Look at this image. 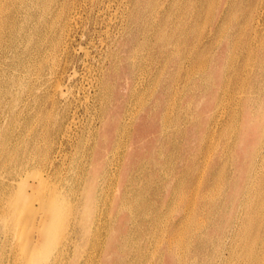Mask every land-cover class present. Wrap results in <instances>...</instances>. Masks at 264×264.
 I'll list each match as a JSON object with an SVG mask.
<instances>
[{
    "label": "rangeland",
    "instance_id": "374dc122",
    "mask_svg": "<svg viewBox=\"0 0 264 264\" xmlns=\"http://www.w3.org/2000/svg\"><path fill=\"white\" fill-rule=\"evenodd\" d=\"M14 1L0 0V12H2L0 13L2 15L0 16V38H2L0 39V182L8 183L12 175L17 180H21L23 177L27 186L30 184L37 185L39 180L43 181V178H45L44 181L48 180L46 182L48 185L43 181L47 186L39 181L40 184L44 185L43 188L42 185L38 186L39 183L37 185L39 188L35 185L34 190L33 187L27 188L25 186L26 194L32 195L27 194L30 198L32 197L31 200H35L34 203H31H33L35 210L38 207L36 211L41 212L40 214L46 213L39 210V207L45 210L40 202L42 197L44 195L49 196V194L60 196L66 185L70 194L62 195L61 198L64 202L62 203L68 209L62 205L63 208L67 211L70 210L68 212L70 218L75 214V210L78 209L80 212L85 210L87 190L91 189L93 185L98 186V206L96 204L92 209L86 228H82L81 235L77 240V247L73 246L71 249L72 253H78L80 261H83L80 264H86V261L87 264H102V259L105 262L109 260V264H117L121 256H124L123 251L114 249L107 250V253L106 250L100 252L102 251L100 244L105 243L107 245L115 238L122 246L124 243L127 244L129 249L136 247L144 249V254L138 264H162L160 262L161 254L168 247L182 254L185 259V263L182 264H187L191 259H196L195 264H237L239 259L235 248H237L236 242L238 240H236L235 235L240 230L241 197L237 194L239 197L229 198V194L236 190L239 192L241 189L244 190V187L250 183L252 176L255 178L264 176V6L260 9L262 14L260 20L252 21L257 32H253L254 27L250 21L249 23L243 21L248 27L246 34L252 35L250 48H246L242 43V39L244 41L248 37L245 35V31L242 34L235 31V35L228 39L226 32L215 30L218 24L217 19L220 17L219 10H215L214 14L219 13V17H213V21H211L208 11H203L199 19L192 16V21L188 22L190 24L185 22L181 24V28L183 25L185 30H178L174 36V38H181L178 42L181 49H172V45L169 44L170 49H167L169 50L167 54L163 49L157 48L161 42L157 35L160 29L159 13L155 11L152 22H148L149 30L143 31L140 29V26L144 24L143 19L136 21L131 18V13H134L138 7H135L133 0H67L65 10L62 8L64 0ZM242 1L244 0H238V3L240 4ZM157 2L159 4H155L156 10L162 9L160 0ZM215 2L216 0H213L207 4L205 1L204 7L210 8L209 6H214ZM197 5H201L200 0H197ZM177 9L178 6H175L176 11ZM240 9L238 7L231 13L230 17L240 15L239 19H243L245 15L242 17ZM246 13H249V10ZM174 18L173 24L178 25L180 21L176 16ZM224 24L226 25V21ZM170 25L172 26V23ZM190 27L192 29L191 37L186 39L185 31L189 30ZM230 39L239 40L238 47L228 49L227 42ZM192 40L194 43L198 42L200 48L206 46L205 49H190ZM218 56L221 57V60L216 63L215 58ZM199 63H205L206 68L200 69ZM51 67H53L52 70ZM216 67L218 69L213 75L212 72ZM170 75L173 76L171 80H169ZM165 87L168 88L169 94L164 97L166 106L162 108L161 112L166 116L162 115L159 122L161 127L165 126L167 136H171L177 142L178 147L167 148L165 153L167 156L169 154L171 156L169 159L167 158L168 160H162L159 163L157 159L161 158L160 139H155L159 135V130L147 131L144 139L136 144L139 145L137 147H140L139 150L144 155L143 164L150 176L148 174V177H140L134 183L132 182L131 184L136 185L138 190L129 193L122 200L123 197H120L121 189H123V182L125 181L121 179V168L124 163V153L127 151V147L128 149L132 148V144H128L127 141V145H125V141V146L120 148H116L115 144L108 148L102 146L105 150L106 162H103V165L102 163L98 164L101 174L95 181L88 174L93 167V159L91 158L93 151L95 147H98L99 141L102 142L100 132L105 117L110 118L114 104L125 102L124 109H121L123 115L134 114L133 121H147L149 112H153V104ZM151 90L154 91L151 92ZM100 93H103V99L100 97ZM247 98H250V101L247 102ZM212 99H214V103L211 107L205 108L207 100ZM178 126L181 127L180 133L178 128H175ZM92 130L96 135L95 138L91 135ZM245 130L249 140L247 146L244 145L243 148H246L248 152L247 156L240 157L238 156L239 150H237L238 143ZM26 136L29 137L26 138ZM56 136L57 138L59 136V139ZM88 137L89 143H86ZM22 139L24 140L22 141ZM85 143L86 145H84ZM30 148L33 151L31 156L28 154ZM2 151L4 152L2 153ZM43 152L48 155H43ZM180 153L185 155L186 159H189L190 154L195 156V167L192 168L193 166L188 160L182 161L180 157L178 158ZM54 159L58 161L56 162ZM187 166L192 168L190 170L195 173L194 177L188 171H183L189 168H186ZM72 173L74 174L72 175ZM32 174L33 176H30ZM42 175L43 178L40 179ZM33 177L38 178L34 179ZM17 180L14 181L16 188L19 187ZM49 184L51 189H49ZM75 186L79 189H76ZM45 187L48 188L44 189ZM104 187L105 190L107 189L106 191L110 190L108 192L111 195H105ZM41 188L45 191L41 192L44 195L39 192V189L42 190ZM71 188L75 190L70 191ZM55 189L57 190L55 191ZM38 193L41 197H38ZM6 195L8 193L4 195L0 191V264H18L19 262V264H34L22 260L24 256L21 248L25 241L30 242L33 239L32 236L36 233L35 219L39 214L34 211L35 216L33 217L29 213L31 219L27 213H24L25 216L27 214L26 219L28 221L25 220L23 223L24 220H22L21 224L27 226V222L31 219L30 222L33 220L32 223L35 226L29 222L30 228L29 226L25 227L28 228L27 234L26 232L22 234L21 230L24 227L22 225L21 227L15 215H12V209L8 200L6 201ZM36 197L41 198L39 202ZM109 200L111 201L109 202ZM77 201L78 203H76ZM209 201L218 202L219 208L213 210L212 206L204 204ZM121 204L122 210L120 211L118 205ZM223 209L226 217L219 222V231H215L212 227L213 217L217 212L218 214L222 213ZM130 213L133 217L124 222V228H120L119 217ZM25 216L22 219H25ZM16 221L17 224H15ZM20 228L23 229L20 230ZM32 230H34L33 233ZM106 230L108 233L104 234L107 232ZM208 231L213 239H194L197 232ZM253 232L255 235L260 233L263 235L262 241L259 240L257 246V250L263 257L264 229ZM19 233L21 234L19 235ZM61 239L63 240L64 237ZM62 240L61 242H63ZM261 259L259 260L257 257L255 263L264 264V260L261 261Z\"/></svg>",
    "mask_w": 264,
    "mask_h": 264
},
{
    "label": "bare ground",
    "instance_id": "6f19581e",
    "mask_svg": "<svg viewBox=\"0 0 264 264\" xmlns=\"http://www.w3.org/2000/svg\"><path fill=\"white\" fill-rule=\"evenodd\" d=\"M16 1V0H15ZM14 1V2H15ZM114 1V0H113ZM124 1V0H123ZM134 3H135V7L136 10H134L135 12L134 13H131L132 16L131 18L133 20H141L143 19V22L144 24L142 26H140V29H142L143 31H148L149 30V27H148V22H152V16H154L155 14V11H157L159 13H157V15L159 16L158 17V23H159V32H158V36L161 40V42L157 45V48L158 49H163V51L165 53L168 54L169 50L167 49H170L169 47V44L172 45V49H181L179 48V40H181V38H174V36H176V32L180 29H184L185 30V27L182 25V28H181V24H184V22L187 24L189 21H192V16H196V19H199L202 14H203V11L207 12L208 11V14L211 18V21H213V17H219V19H217V26L215 28V30H220V31H224L226 32L227 34V37L228 39L231 38L232 36L235 35V31H237V33H243L245 31V35L248 36L246 39H242V43H243V46H245L246 48H250L251 45H252V40H251V34L248 33L246 34V30H247V24H244L243 21H249L251 22V25L252 27H254V30L253 32H257V30H255V26L253 25L254 22H252L253 20L255 21H259L260 18H261V8L264 6V0H244L242 1L240 4L238 3V0H216L215 2V5L213 6H209L210 8H205L204 7V4H205V1H207V4H209V2L211 3L213 0H200V3L201 5H197V0H160L161 2V5H162V9L160 10H156L157 7H155V4H159V2H157V0H133ZM23 2V1H22ZM26 2V1H25ZM71 2V1H70ZM112 2V1H111ZM110 2V3H111ZM7 3V2H6ZM63 10H65L66 6H67V0H64L63 2ZM76 3V2H75ZM84 3V2H83ZM91 3V2H90ZM99 3V2H98ZM97 3V4H98ZM52 4V3H51ZM60 4V3H59ZM77 4V3H76ZM108 4V3H107ZM119 4V3H118ZM16 5V4H15ZM72 5V4H71ZM80 5V4H79ZM125 5V4H124ZM123 5V6H124ZM23 6V4H22ZM100 6V5H99ZM175 6H178V9L177 11L175 10ZM76 7V6H75ZM110 7V6H109ZM241 8L240 11L242 13V17L244 16L243 19H239V16H231V13L233 11H235L237 8ZM19 8V6H18ZM28 8V7H27ZM26 8V9H27ZM81 8V6H80ZM97 8V7H96ZM105 8V7H104ZM212 8V9H211ZM42 9V8H41ZM47 9V8H46ZM75 9V8H74ZM106 9V8H105ZM110 9V8H109ZM112 9V8H111ZM119 9V8H118ZM210 9H211V12H210ZM43 10V9H42ZM215 10H219L220 12V15L219 13L217 14H214ZM249 10V13H246V11ZM27 11V10H26ZM25 11V12H26ZM67 11V10H66ZM80 11V9H79ZM122 11V10H121ZM129 11V10H128ZM10 12V11H9ZM42 12V11H41ZM70 12V10H69ZM73 12V11H72ZM84 12V11H83ZM97 12V11H96ZM104 12V11H103ZM127 12V10H126ZM2 13V12H0ZM62 13V12H61ZM76 13V12H75ZM102 13V12H101ZM240 13V14H241ZM246 13V14H245ZM42 14V13H41ZM58 14V13H57ZM100 14V13H99ZM124 14V13H123ZM45 15V14H44ZM53 15V14H52ZM55 15V14H54ZM59 15V14H58ZM76 15V14H75ZM98 15V14H97ZM101 15V14H100ZM219 15V16H218ZM2 16V15H0ZM38 16H39V13H38ZM60 16V15H59ZM74 16V14H73ZM77 16V15H76ZM83 16V15H82ZM108 16V15H107ZM123 16V15H122ZM174 16H176V18L178 19V21H180V23L177 25V24H173V18ZM29 17V16H28ZM37 17V16H36ZM106 17V16H105ZM118 17V16H117ZM120 17V16H119ZM124 17V16H123ZM60 18V17H59ZM70 18V17H69ZM98 18V17H97ZM103 18V17H102ZM126 18V17H125ZM205 18V16H204ZM36 19V18H35ZM52 19V18H51ZM175 19V18H174ZM37 20V19H36ZM53 20V19H52ZM56 20V18H55ZM60 20V19H59ZM118 20V19H117ZM127 20V19H126ZM49 21V20H48ZM54 21V20H53ZM57 21V20H56ZM55 21V22H56ZM65 21V20H64ZM187 21V22H186ZM226 21V25L224 24ZM264 21V20H263ZM38 22V21H37ZM40 22V21H39ZM118 22V21H117ZM182 22V23H181ZM53 23V22H51ZM66 23V22H65ZM170 23H172V26L170 25ZM50 24V22H49ZM55 24V23H54ZM71 24V23H70ZM190 24V23H188ZM261 23H259L260 25ZM264 24V23H263ZM4 25V24H2ZM47 25V24H46ZM55 26V25H54ZM67 27V25H65ZM72 26V25H71ZM262 26V25H260ZM1 27V26H0ZM36 27V26H35ZM48 27V25H47ZM51 27V26H50ZM49 27V28H50ZM69 27V26H68ZM96 27V26H95ZM108 28V27H107ZM263 28V26H262ZM261 28V30H262ZM2 29V28H1ZM51 29V28H50ZM117 29V28H116ZM62 30V29H60ZM69 30V29H68ZM172 30V31H171ZM30 31V30H29ZM54 31V30H53ZM197 31V29H196ZM60 32V31H59ZM62 32V31H61ZM118 32V31H117ZM121 32V31H120ZM186 32V35H185V38L187 39L189 36L191 37V32H192V29L190 27L189 30L185 31ZM48 33V32H47ZM51 33V32H50ZM197 33V36H198V31L196 32ZM65 34V33H64ZM69 34V33H68ZM221 34V33H220ZM239 34V36L241 35ZM55 35V34H54ZM47 36V35H46ZM58 36V35H57ZM242 36V35H241ZM2 39V38H0ZM10 39V38H9ZM219 39V38H218ZM259 39V38H258ZM57 40V39H56ZM208 40V39H206ZM199 41V39H198ZM31 42V41H30ZM42 42V41H41ZM254 42V41H253ZM190 49H205L204 48H200V46H198V42L197 43H194L193 40L190 42ZM257 43V42H256ZM255 43V44H256ZM188 44V43H186ZM52 45V44H51ZM150 45V44H149ZM239 45V40H233V39H230L229 42H227V47L228 49H233V47H238ZM55 47V46H54ZM53 47V49H54ZM57 47V46H56ZM264 47V45H263ZM1 48H2V45H1ZM59 48V47H58ZM51 50V48H50ZM67 50V49H66ZM55 51V49H54ZM189 51V50H188ZM45 52V51H44ZM66 52V51H65ZM37 53V52H35ZM53 53V52H52ZM134 53H136V51H134ZM144 53V52H143ZM30 54V53H29ZM39 54V53H38ZM55 54V52H54ZM32 56V55H31ZM44 56V55H43ZM54 56V55H53ZM189 57V56H188ZM248 57V56H247ZM5 58V57H4ZM51 58V57H50ZM36 59V58H35ZM41 59V58H40ZM44 59V58H43ZM186 59V57H185ZM58 60V59H57ZM221 60V57L218 56L215 58V61L216 63H218L217 61L220 62ZM33 61V60H32ZM39 61V60H38ZM47 61H48V58H47ZM146 61V60H145ZM35 62V61H34ZM40 62V61H39ZM133 62V61H132ZM246 62V61H244ZM48 63V62H46ZM188 63V62H187ZM247 63V62H246ZM1 64V63H0ZM28 64V63H27ZM42 64V63H41ZM150 65V64H149ZM165 65V63H164ZM187 65V64H186ZM201 65V66H200ZM236 65V64H235ZM199 68L200 69H205L207 65H205V63H199ZM166 67V66H165ZM193 67V66H192ZM242 67V66H241ZM246 67V66H245ZM35 68V67H34ZM147 68V67H146ZM198 68V69H199ZM248 68V67H247ZM53 69V67H51V70ZM191 69V68H190ZM218 69V67H216L215 70H213V75L216 73V70ZM246 69V68H245ZM50 70V69H49ZM102 70V69H101ZM99 70V71H101ZM157 70V69H156ZM161 70V69H159ZM234 70V69H233ZM252 70V69H251ZM63 71V70H62ZM61 71V72H62ZM142 71V69H141ZM38 72V71H37ZM185 72V71H184ZM187 72V71H186ZM192 72V70H191ZM190 72V73H191ZM195 72V71H194ZM193 72V73H194ZM41 73V72H40ZM66 73V72H65ZM140 73V72H139ZM243 73V72H242ZM252 73V72H251ZM144 74V73H143ZM13 75V74H12ZM140 75V74H139ZM195 75V73H194ZM250 75V74H249ZM26 76V75H25ZM190 76V75H189ZM192 76V75H191ZM96 77V76H95ZM139 77V76H138ZM144 77V76H143ZM243 77V76H242ZM24 78V77H23ZM173 78L172 75H170V78L169 80H171ZM153 79V78H152ZM157 79V77H156ZM51 80V79H50ZM54 80V79H53ZM99 80V79H98ZM92 81V80H91ZM101 81V80H100ZM245 81V80H244ZM62 82V81H61ZM95 82V81H94ZM168 82V81H167ZM205 82V81H204ZM33 83V82H32ZM59 83V82H58ZM137 83V82H136ZM177 83V82H176ZM252 83V82H251ZM148 84V83H147ZM155 84V83H154ZM255 84V83H254ZM135 85V84H134ZM144 85V84H143ZM241 85V84H240ZM27 86V85H26ZM137 86V85H136ZM245 86V85H244ZM24 87V86H23ZM173 87V86H172ZM242 87V86H241ZM250 87V86H249ZM54 88V87H53ZM56 88V87H55ZM60 88V87H59ZM136 88V87H135ZM149 88V87H148ZM245 88V87H244ZM134 89V88H133ZM156 89V88H155ZM173 89V88H172ZM240 89V88H239ZM51 90V89H50ZM136 90V89H135ZM140 90V89H139ZM145 90V89H144ZM241 90V89H240ZM246 90V89H245ZM28 91V90H27ZM142 91V90H141ZM154 91V90H151V92ZM177 91V90H175ZM224 91V90H223ZM222 91V92H223ZM239 91V90H238ZM96 92V91H95ZM145 92V91H144ZM149 91V93H151ZM226 92V91H225ZM237 92V91H236ZM242 92V91H241ZM240 92V93H241ZM94 93V92H93ZM97 93V92H96ZM133 93V92H132ZM142 93V92H141ZM238 93V92H237ZM148 94V93H147ZM161 94V95H160ZM158 98L156 99L155 103L153 104V112H149L148 116H147V121L143 120V122H141V120L139 122L137 121H133V115L130 114V116H126V115H123V111L121 109H124V104L125 102L123 103H118V104H114L112 106V110L113 112L111 113L110 115V118L109 117H105V120H104V123L102 125V129H101V132H100V138L102 139V142L99 141V144H98V147L94 149L93 151V154L91 156V158L93 159V167L91 168V171H89V175L92 177V180L95 181L97 179L98 176H100L101 174V170L99 169L98 167V164H101L103 165V162H106L105 161V158H104V155H105V150L103 149L102 146H106L107 148L110 146V145H113L115 144V147L116 148H120L122 146H125L127 145V141H128V144H132V148H129L127 147V151H125L124 153V160H123V165H122V168H121V179L125 182L124 185H123V189H121V196L120 197H123L122 200H124V197L131 193V192H134L135 190L137 191L138 188L136 187V185H132L131 183L137 181L140 177H148L147 175L149 174L150 176V173L145 170V165L143 164L144 161H143V157L144 155L141 154L142 152H140L141 150L140 147L138 148L137 146H139L138 143L139 141L143 140L144 139V135L147 131H158L159 130V135L156 136V140L160 139V149H161V158L160 159H157V161L159 163L165 160H168L169 157L171 156L169 154V156H167V154L165 152L167 148H170V147H178V144L177 142L171 137V136H167V132H166V129H165V126L164 127H161L160 126V118L162 117L163 115V112L162 111V108H164L166 106V102H165V99L164 97L165 96H168L169 94V91H168V88L166 89V87L164 88V91H162V93H160ZM100 97H102L103 99V93L101 94L100 93ZM152 95V94H151ZM163 95V96H162ZM176 95V94H175ZM174 96V94H173ZM236 96V95H235ZM91 97V96H90ZM94 97V95H93ZM143 97V96H142ZM225 97V96H224ZM227 97V96H226ZM99 98V97H98ZM139 98V97H138ZM144 98V97H143ZM146 98V97H145ZM149 98V97H148ZM231 98V97H230ZM236 98V97H234ZM100 99V98H99ZM222 99V98H221ZM233 99V98H232ZM138 100V99H137ZM226 100V99H225ZM231 99H229L230 101ZM145 101V100H144ZM221 101V100H220ZM228 101V102H229ZM232 101V100H231ZM237 101V100H236ZM250 101V98H247V102ZM5 103V102H4ZM98 103V101H97ZM133 103V102H132ZM214 103V99L212 100H207L206 104H205V108H210L211 105ZM232 103V102H231ZM138 104V103H137ZM236 104V103H235ZM255 104V103H254ZM54 105V104H53ZM93 105V104H91ZM229 105V104H228ZM6 106V105H5ZM27 106V105H26ZM130 107V105H128ZM172 106V105H171ZM232 106V105H231ZM23 107V106H22ZM228 107V106H227ZM237 107V106H236ZM233 108V107H232ZM93 109V108H92ZM127 109V108H126ZM21 110V109H20ZM131 110V109H130ZM221 110V109H220ZM228 110V109H227ZM236 110V109H235ZM11 111V110H10ZM135 111V110H133ZM167 111V110H166ZM223 111V110H222ZM221 111V112H222ZM170 112V111H169ZM234 112V111H233ZM95 113V112H94ZM128 113V112H127ZM132 113V112H131ZM49 114V113H48ZM232 114V113H231ZM230 114V115H231ZM95 115V114H94ZM168 115V113H167ZM50 116V115H49ZM69 116V115H68ZM84 116V115H83ZM93 116V115H92ZM164 116V115H163ZM166 116V115H165ZM164 116V117H165ZM67 117V116H66ZM71 117V116H70ZM226 117L228 118V116L226 115ZM37 118V117H36ZM68 118V117H67ZM220 118V117H219ZM4 119V118H2ZM91 119V118H90ZM167 119V118H166ZM218 119V118H217ZM231 119V118H230ZM15 120V119H14ZM47 120V119H46ZM100 120V119H99ZM168 120V119H167ZM165 120V121H167ZM33 121V120H32ZM97 121V120H96ZM169 121V120H168ZM224 121V120H223ZM48 122V121H47ZM71 122V121H70ZM76 122V120H75ZM83 122V121H82ZM92 123V122H91ZM164 123V122H163ZM74 124V123H73ZM222 124V123H221ZM227 124V122H226ZM15 125V124H14ZM217 125V124H216ZM223 125V124H222ZM99 126V125H98ZM220 126V125H219ZM71 127V126H70ZM215 129H216V126H214ZM32 128V127H31ZM30 128V129H31ZM46 128V127H45ZM98 128V127H97ZM175 128H178L177 130L179 131L180 133V129L181 127L178 126V127H175ZM29 129V130H30ZM40 129H41V125H40ZM58 129V128H57ZM62 129V128H61ZM213 129V128H212ZM222 129V128H221ZM68 130V129H67ZM77 130V129H76ZM89 130V129H88ZM65 131V130H64ZM73 131V130H72ZM90 131V130H89ZM97 131V130H96ZM214 131V130H212ZM219 131V130H218ZM42 132V131H41ZM40 133V132H39ZM67 133V132H66ZM26 134V133H25ZM161 134V135H160ZM216 134V133H215ZM12 135V134H11ZM30 135V134H29ZM38 135V134H37ZM40 135V134H39ZM70 135V134H69ZM88 135V134H87ZM91 135L95 138V134L93 132V130L91 131ZM46 136V135H45ZM67 136V135H66ZM73 136V135H72ZM116 136V137H115ZM23 137V136H22ZM29 137V136H28ZM26 136V138H28ZM65 137V136H64ZM68 137V136H67ZM211 137H213L211 135ZM219 137V136H218ZM42 138V137H41ZM57 138V136H56ZM76 138V137H75ZM35 139V138H34ZM59 139V136L58 138ZM86 139V138H84ZM87 142L86 143H89V137L87 138ZM128 139V140H127ZM11 140V139H10ZM24 139H22L23 141ZM42 140V139H41ZM249 140L248 138V135H247V132L245 130V133L244 135L240 138L239 140V143H238V156H247V150L246 148H243V146H247V141ZM32 141V140H31ZM40 141V140H39ZM56 141V140H55ZM115 141V143H113ZM125 141H126V144H125ZM155 141V140H154ZM8 142V141H7ZM35 142V141H34ZM43 142V141H42ZM47 142V141H46ZM67 142V141H66ZM78 142V141H77ZM91 142V141H90ZM93 142V141H92ZM188 142V141H187ZM186 142V143H187ZM210 142V141H209ZM213 142V141H212ZM215 142V141H214ZM217 142V140H216ZM215 142V143H216ZM37 143V142H36ZM40 143V142H39ZM65 143V142H64ZM86 143L84 145H86ZM214 143V144H215ZM8 144V143H7ZM32 144V143H31ZM35 144V143H34ZM53 144V143H52ZM61 144V143H60ZM74 144V143H73ZM77 144V143H76ZM125 144V145H124ZM177 144V145H176ZM20 145V144H19ZM18 145V146H19ZM25 145V144H24ZM46 145V144H45ZM49 145V144H48ZM135 145V148H133V146ZM211 145V144H210ZM213 145V144H212ZM5 146V145H4ZM8 146V145H6ZM14 146V145H13ZM31 146V145H30ZM37 148L38 145H36ZM40 146V145H39ZM63 146V145H62ZM71 146V145H70ZM73 146V145H72ZM225 146V145H224ZM244 146V147H245ZM17 147V146H16ZM35 147V146H34ZM74 147V146H73ZM4 148V147H3ZM7 148V147H6ZM13 148V147H12ZM23 148V147H22ZM21 148V149H22ZM36 148V149H37ZM46 148V147H45ZM49 148V147H48ZM47 148V149H48ZM55 148V147H54ZM15 149V148H14ZM31 149V148H30ZM28 149L30 156L32 155V149L30 150ZM34 149V148H33ZM46 149V150H47ZM75 149V148H74ZM185 149H187L185 147ZM17 150V149H16ZM14 150V151H16ZM20 150V149H19ZM115 150V149H114ZM120 150V149H119ZM61 151V150H60ZM82 151V150H81ZM85 151V150H84ZM87 151V150H86ZM189 151V150H188ZM208 151V149H207ZM4 151H2L3 153ZM38 152V150H37ZM46 152V151H45ZM48 152V151H47ZM69 152V151H68ZM83 152V151H82ZM113 152V151H112ZM118 152V150H117ZM264 152V150H263ZM10 153H13V152H10ZM35 153V152H34ZM44 153V152H43ZM76 153V151H75ZM79 153V152H78ZM84 153V152H83ZM208 153V152H207ZM54 155V153H52ZM61 154V153H60ZM85 154V153H84ZM145 154V153H144ZM1 155V154H0ZM8 155V154H7ZM15 155V154H14ZM45 155V153L43 154ZM48 155V154H47ZM45 155V156H47ZM66 155V154H65ZM64 155V156H65ZM68 155V154H67ZM74 156V153L72 154ZM86 155V154H85ZM123 155V154H122ZM208 155V154H207ZM12 156V155H11ZM23 156V155H22ZM29 158H32L30 157ZM39 156V155H38ZM42 156V155H41ZM69 156V155H68ZM78 156V154H77ZM187 156V155H186ZM8 157V156H7ZM26 157V156H25ZM34 157V156H33ZM36 157V155H35ZM87 157V156H86ZM181 158L182 161H187L188 162H191V166H193L192 168L195 167V156H192V154L189 155V159H186L185 155L183 154H179L178 155V158ZM206 157V156H205ZM210 157V156H209ZM5 158V156H4ZM22 158V157H21ZM20 158V159H21ZM40 158V157H38ZM74 158V157H73ZM80 158L82 159L81 155H80ZM104 158V160H103ZM114 158V157H113ZM152 159H154L153 157H151ZM168 158V159H167ZM35 159V158H34ZM42 159V158H41ZM47 159V158H46ZM53 159V158H52ZM62 159V158H61ZM67 159V158H66ZM80 159V160H81ZM87 159V158H85ZM122 159V158H121ZM261 159V158H260ZM8 160V158H7ZM10 160V159H9ZM32 160V159H31ZM37 160V158L35 159ZM56 161V159H54ZM64 160V159H63ZM79 160V161H80ZM89 160V159H88ZM103 160V161H102ZM113 160H116V159H113ZM262 160V159H261ZM1 161V160H0ZM5 161V159H4ZM24 161V160H23ZM28 161V160H27ZM26 161V163H27ZM34 161V160H33ZM58 161V160H57ZM56 161V162H57ZM61 161V160H60ZM66 161V160H65ZM72 161V160H71ZM208 161V160H207ZM6 162V161H5ZM30 162V161H29ZM32 162V161H31ZM50 162V161H49ZM206 162V161H204ZM8 163V161H7ZM24 163V162H23ZM39 163V162H38ZM43 163V162H41ZM53 163V162H52ZM63 163V161H62ZM73 163V162H72ZM5 164V163H4ZM31 164V163H30ZM61 164V163H60ZM68 164V163H67ZM81 164V163H80ZM110 164V163H109ZM116 164V163H115ZM156 164V163H155ZM158 164V163H157ZM53 165V164H52ZM70 165V164H69ZM86 165V164H85ZM112 165V164H111ZM2 166V164H1ZM12 166V165H11ZM44 166V165H43ZM76 166V165H75ZM79 166V165H78ZM136 166V168H135ZM172 166V165H171ZM204 166V165H203ZM4 167V166H3ZM10 167V165H9ZM24 167V165H23ZM49 167V166H48ZM53 167V166H52ZM63 167V166H62ZM83 167V166H82ZM135 169H134V168ZM189 167V168H188ZM206 167V165H205ZM258 167V166H257ZM14 168V167H13ZM16 168V167H15ZM22 168V167H21ZM45 168V167H44ZM43 168V169H44ZM61 168V167H60ZM77 168V167H76ZM112 168V167H111ZM186 170H183V171H188L192 177H194V172L193 170L191 171L190 169V166H187ZM12 169V168H11ZM19 169V168H18ZM34 169V168H33ZM52 169V168H51ZM68 169V168H67ZM104 169V168H103ZM204 169V168H203ZM260 169V167H259ZM6 170V168H5ZM15 170V169H14ZM22 170V169H21ZM112 170V169H111ZM10 171V170H9ZM26 171V170H25ZM56 171V170H55ZM87 171V170H86ZM116 171H119V170H116ZM204 171V170H203ZM20 172V170H19ZM18 172V173H19ZM41 172V171H39ZM74 172V171H73ZM162 172V171H161ZM1 173V172H0ZM11 173V172H10ZM62 173V172H61ZM104 173V172H103ZM114 173V172H113ZM25 174V173H24ZM29 174V173H28ZM40 174V173H39ZM45 174V173H43ZM57 174V173H56ZM59 174V173H58ZM74 173H72L73 175ZM115 174V173H114ZM112 175V174H111ZM163 175V174H162ZM166 175V174H165ZM30 176H33L30 175ZM38 176V175H37ZM54 176V175H53ZM67 177V175H65ZM1 177V176H0ZM26 177V176H25ZM55 177V176H54ZM81 177V176H80ZM79 177V178H80ZM85 177V176H84ZM200 177V176H199ZM11 179H9L8 183H5L4 181L0 182V191L2 194H6L8 193L7 196V199L6 201L8 200L9 202V205H10V208L12 209V215H15L16 217V220L20 223V226L24 225V224H21L22 223V220L23 223H25V220L28 221V219H26V216L27 214L30 216H35L34 214V211L37 212V214H39L36 219V226L34 225L33 220L32 222H30V220L32 219L31 216H30V220L29 222L31 224H33L35 227H36V233L32 236L33 239H31V241L29 242L27 240V242L25 241L23 244H22V254L24 256V258H22V260L24 259L27 263L29 262H33L34 264H80V262H83L82 260L80 261V257L78 256V253H75L71 251L72 247L73 246H76L78 245V238L79 236L81 235V231H82V228H86V223L87 221L89 222V219H90V215H91V211L92 209L95 207V205L98 203L97 202V197H98V186L97 185H93L91 187V189L87 190V199L85 201V204H84V208L85 210L81 211L80 210H75V214L70 218L67 210H65L63 208L62 205H64L63 203V198L62 195H66V194H70L69 193V190L66 188V185L64 186V191L62 190L61 193H60V196L59 195H56V194H49V196H45L43 193H41L43 191V184H45L46 182H48V180L44 181L45 178H43V175L42 177H40V179L43 178V181H41L42 183L40 184V182L38 181L37 185L40 186L42 185V190L39 189V192L41 193V195L43 194L44 196L39 199L40 202H41V206L42 207H45V210L41 209V207H39L41 211H45L46 213H38L39 211H36L35 210V207H33L34 205H32L35 200H31L30 195H27L26 194V188L25 186V183L26 181H24L25 179L22 177L21 180H17V178L12 175L10 177ZM31 178V177H30ZM34 179L35 178H38V177H33ZM78 178V179H79ZM166 178V177H165ZM4 179V178H3ZM5 179H6V176H5ZM28 179V178H27ZM52 179V178H51ZM57 179V178H56ZM61 179V178H60ZM63 179V178H62ZM68 179V177H67ZM71 179V177H70ZM74 179V178H73ZM110 179V178H109ZM17 180L18 182V185L19 187L16 188V183L14 184V181ZM29 180V179H28ZM80 180V179H79ZM78 180V181H79ZM114 180V179H113ZM250 183L247 184L245 187H244V190L241 189V193L236 190V191H233L229 194V198H233L234 196H237L241 197V200H240V206L242 208V215L240 216V220H239V231L238 233H236L235 235V238L236 240H238L236 242V247L235 250L237 251V258L239 259L238 263L237 264H256L255 263V259H258L260 260L261 258V261L264 260V256L262 257V255H260V251H258L257 249V246H258V241L261 240L263 237V235L260 233L259 235H255L254 234V230H263L264 229V176L263 177H256L255 176H252V178L250 179ZM6 181V180H5ZM54 181V180H53ZM63 181V180H62ZM76 181V180H75ZM81 181V180H80ZM84 181V180H83ZM178 181V180H177ZM28 182V181H27ZM51 182V181H50ZM70 182V181H69ZM182 182V181H181ZM32 183V182H31ZM112 183V182H111ZM200 183V182H199ZM219 183V182H218ZM29 184V183H28ZM47 184V183H46ZM45 184V185H46ZM51 184V183H50ZM50 184H49V189L50 188ZM57 184V183H56ZM66 184V183H65ZM77 184V183H76ZM80 185V183H78ZM30 185H33V186H30ZM27 186L28 187H33V190H34V186L36 184H30ZM36 185V186H37ZM48 185V184H47ZM46 185V186H47ZM55 185V184H53ZM58 185V184H57ZM70 185V184H69ZM68 185V186H69ZM37 186V187H38ZM62 186V185H61ZM115 186V185H114ZM180 186V185H179ZM217 186V185H216ZM36 187V188H37ZM56 188V186H54ZM53 187V189H54ZM73 187V185H72ZM76 187V186H75ZM80 187V186H79ZM111 187V186H110ZM157 187V186H156ZM198 187V186H197ZM39 188V187H38ZM48 187H45L44 189H46ZM166 188L167 185H166ZM199 188V187H198ZM24 189V190H23ZM59 189V188H58ZM73 188L70 189V191L72 190ZM76 189H79L76 187ZM238 189V188H237ZM57 189H55L56 191ZM75 190V189H73ZM104 191L105 190V187L103 188ZM102 190V191H103ZM113 190V189H112ZM26 191V192H25ZM35 191H37V189H35ZM33 191V192H35ZM77 191V190H76ZM81 191V190H80ZM100 191V190H99ZM110 191V190H108ZM106 191L105 192V195L107 194V196L111 195L110 192ZM195 191V190H194ZM197 191V190H196ZM38 192V191H37ZM45 192V191H43ZM50 192V191H49ZM52 192V191H51ZM114 192V191H112ZM176 192V191H175ZM239 192V193H238ZM32 193V192H31ZM40 193H38L40 195ZM53 193V192H52ZM55 193V192H54ZM65 193V194H64ZM74 193V192H73ZM196 193V192H195ZM239 194V195H237ZM38 197H41V195ZM77 195V194H76ZM102 195V194H101ZM104 195V196H105ZM69 196V195H68ZM106 196V197H107ZM192 196V195H191ZM3 197V195H2ZM76 197V196H75ZM72 198V197H71ZM111 198V196H110ZM5 199V198H4ZM36 199H38L36 197ZM39 199H38V202H39ZM81 199V198H79ZM105 199V198H104ZM191 199V198H190ZM189 199V201H190ZM66 200V199H65ZM77 200V199H76ZM72 201V200H71ZM74 201V200H73ZM111 200H109L110 202ZM170 201V200H169ZM192 201V199H191ZM33 202V203H31ZM63 202V203H62ZM101 202V201H100ZM106 202V201H104ZM108 202V201H107ZM124 203V201H121ZM194 202V201H193ZM210 202V204H208ZM209 202H206L204 203L206 206L207 205H210L212 206V209L213 210H217V208H219V206H217L219 203L218 202H214V201H209ZM78 203V201L76 202ZM81 203V202H80ZM79 203V204H80ZM169 203V202H168ZM218 203V204H217ZM70 203H68L69 205ZM102 204H103V201H102ZM106 204V203H105ZM139 204V203H138ZM193 204V203H192ZM4 205V204H3ZM40 205V203H39ZM38 205V206H39ZM76 205V204H74ZM73 205V206H74ZM101 205V204H99ZM109 205V204H108ZM65 208L66 205H64ZM70 206V205H69ZM98 206V204H97ZM119 206V210L121 211L122 209V204L121 205H118ZM130 206V204H129ZM103 207V206H102ZM151 207V206H150ZM189 207V206H187ZM193 207V205H192ZM2 208V207H1ZM4 208V207H3ZM98 208V207H97ZM106 208V207H105ZM167 208V207H165ZM174 208V207H173ZM221 208V207H220ZM68 209V208H67ZM69 209H71L69 207ZM107 209V208H106ZM191 209V208H189ZM168 210V209H167ZM188 210V209H187ZM7 211V210H6ZM67 211V212H66ZM86 211V212H85ZM99 211V210H98ZM105 211V210H104ZM129 211V210H128ZM90 212V213H89ZM96 212V211H95ZM170 212V211H169ZM187 212V211H186ZM190 212V211H189ZM8 213V211H7ZM24 213H27L26 216L24 215ZM30 213V214H29ZM74 213V212H73ZM107 213V212H105ZM68 214V215H67ZM188 214V213H186ZM227 214V213H226ZM7 215V214H6ZM25 216V219L22 217ZM96 215V214H94ZM99 216V215H98ZM103 216V215H101ZM146 216V215H145ZM164 216V215H163ZM1 217V216H0ZM10 217H11V214H10ZM28 217V216H27ZM97 217V216H96ZM100 217V216H99ZM131 217H133L132 213H130L129 215H124V216H121L119 217V227L120 228H124V222L125 221H128ZM143 217V216H142ZM147 217V216H146ZM189 217V215H188ZM225 210L223 209V212L222 213H219L218 212L214 215L213 217V221H212V227H213V230H217L219 231V222H221L223 219H225ZM3 218V217H2ZM6 219V217H5ZM94 219V218H93ZM97 219V218H95ZM103 219V218H102ZM105 219V218H104ZM166 219V218H165ZM12 220V219H11ZM34 220V221H35ZM16 221L15 224H17L18 222ZM98 221V219H97ZM102 221V220H101ZM188 221V220H187ZM28 223L27 226L30 225V223ZM96 222V221H95ZM178 222V221H177ZM7 223V221H6ZM102 223V222H101ZM100 223V224H101ZM104 223V222H103ZM108 223V222H107ZM110 223V222H109ZM94 224V223H93ZM96 224V223H95ZM98 224V223H97ZM106 224V223H105ZM157 224V223H156ZM19 225V224H18ZM26 225V224H25ZM104 225V224H103ZM19 226V227H20ZM21 226V227H22ZM27 226H23V228H20L23 229L21 230V233L23 234L24 232H26V230H28V228H25ZM99 226V225H98ZM97 226V227H98ZM138 226V225H137ZM106 227V226H105ZM148 227V226H147ZM30 228V226H29ZM161 228V227H160ZM159 228V229H160ZM32 229V228H31ZM34 229V228H33ZM98 229V228H97ZM93 230V229H92ZM95 230V229H94ZM154 230H157V229H154ZM23 231V232H22ZM34 230H32V233H33ZM107 231V230H106ZM6 232V231H5ZM17 232V231H16ZM28 232V231H27ZM26 232V234H27ZM92 232H96V231H92ZM154 232V231H153ZM183 232V231H182ZM10 233V232H9ZM19 233V235L21 234ZM100 233V232H99ZM104 233V232H103ZM108 231L104 234H107ZM132 233V232H131ZM160 233V231H159ZM179 233V232H178ZM233 233V232H232ZM7 234V233H6ZM12 235V234H11ZM100 235V234H99ZM98 235V236H99ZM179 235V234H178ZM213 235V234H212ZM23 236H26V235H23ZM95 236V235H94ZM97 236V235H96ZM95 236V237H96ZM104 236V235H103ZM156 236V235H155ZM161 236V235H160ZM176 236V235H175ZM17 237V236H16ZM19 238H23V237H20L18 236ZM64 239L62 240L61 238ZM120 237V236H119ZM146 237V236H145ZM179 237V236H178ZM25 238V237H24ZM147 238V237H146ZM159 238V236H158ZM162 238V237H161ZM202 238H212L211 236V233L208 232H197L194 239H202ZM98 239V238H97ZM104 239V238H103ZM140 239V238H139ZM173 239V238H172ZM213 239V238H212ZM225 239V238H224ZM231 239V238H230ZM19 240V239H18ZM23 240V239H22ZM61 240L63 242H61ZM176 240V238H175ZM100 241V240H99ZM104 241V240H103ZM118 239L115 238V239H112L111 242L107 245H105V243H101L98 242L100 244V247H101V250L100 252H104L106 250V253H107V250L110 251V250H114V249H119V251H123V254L124 256L122 257L121 256V259L119 260V262H117V264H138V261H140L141 259V256L144 254V249H140L139 247H136V248H132V249H129V247L127 246V244L124 243V245L122 246V244L119 242H117ZM262 241V240H261ZM62 243L61 245L59 243ZM153 242V241H152ZM155 242V241H154ZM6 243V242H5ZM97 243V242H96ZM16 244V243H15ZM88 244V243H87ZM90 244V243H89ZM153 244V243H152ZM185 244V243H184ZM260 244V243H259ZM14 245V244H13ZM58 245V246H57ZM148 245V244H147ZM150 245V244H149ZM1 246V245H0ZM9 246V245H8ZM7 246V247H8ZM159 246V245H157ZM235 246V245H234ZM20 247V246H19ZM57 247V249H55ZM89 247V246H88ZM93 247V246H92ZM98 247V246H97ZM155 247V246H154ZM87 248V247H86ZM85 248V249H86ZM99 248V247H98ZM143 248V247H142ZM262 248V247H261ZM4 249V248H3ZM17 249V248H16ZM74 249V248H73ZM89 249V248H88ZM179 249V248H178ZM238 249V250H237ZM6 250V249H5ZM90 250V249H89ZM99 250V249H98ZM147 250V249H146ZM227 250V249H226ZM18 251V250H17ZM87 251V250H86ZM148 251V250H147ZM152 251V250H151ZM180 251H183V250H180ZM9 252V251H8ZM21 252V251H20ZM96 252V251H95ZM155 252V251H154ZM14 253V252H13ZM88 253V252H87ZM151 253V252H150ZM84 254V253H83ZM4 255V254H3ZM20 255V254H19ZM19 255H17L19 257ZM151 255V254H150ZM16 256V255H14ZM13 256V257H14ZM2 257V256H1ZM96 257V256H95ZM260 257V258H259ZM16 258V257H15ZM14 258V259H15ZM99 258V257H98ZM3 259V258H1ZM87 259V258H86ZM85 259V260H86ZM102 259V258H101ZM84 260V258H83ZM94 260V259H93ZM99 260V259H98ZM149 260V259H148ZM220 260V259H219ZM233 260V259H232ZM1 261V260H0ZM5 261V260H4ZM18 261V260H17ZM21 261V259H20ZM92 261V260H91ZM195 261L196 259H191L187 262V264H195ZM3 262V261H2ZM16 262V261H15ZM97 262V261H96ZM99 262V261H98ZM160 262H162V264H182V263H185V259L183 258L182 254L180 253H177L174 251V249H172L171 247H168L166 249L163 250V253L161 254V257H160ZM10 263V262H8ZM20 263V262H19ZM18 263V264H19ZM102 264H109V260H107L106 262L101 261ZM221 263V262H220ZM235 263V262H234ZM4 264V263H3ZM11 264V263H10ZM15 264V263H13ZM17 264V263H16ZM26 264V263H25ZM86 264H87V261H86ZM89 264V263H88ZM111 264V263H110ZM149 264V263H148Z\"/></svg>",
    "mask_w": 264,
    "mask_h": 264
}]
</instances>
